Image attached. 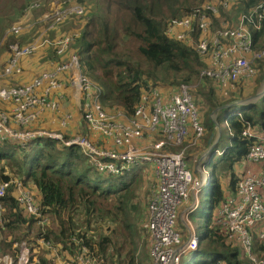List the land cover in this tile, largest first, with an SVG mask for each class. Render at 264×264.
Returning a JSON list of instances; mask_svg holds the SVG:
<instances>
[{"label": "built area", "instance_id": "built-area-1", "mask_svg": "<svg viewBox=\"0 0 264 264\" xmlns=\"http://www.w3.org/2000/svg\"><path fill=\"white\" fill-rule=\"evenodd\" d=\"M234 2L205 0L189 14L171 19L166 30L171 38L182 41L200 54L206 63L201 77L211 79L219 87L253 77L256 73L254 63L264 59V48H255L253 39L254 30L264 29V0L248 13L240 15L237 26L223 23L215 28L214 17L219 14L220 6L230 7ZM85 14L84 5L57 0L52 2V8L44 18L47 28H52L74 16ZM22 29V25L14 26L11 32L20 34ZM78 37L79 33L55 39L40 37L32 44L16 43L12 46L5 67L7 75L21 74V60L44 46L52 45L59 57L68 56L57 62L54 68L40 71L27 82L0 88V99L12 104L10 110L0 111V141L24 146L30 140L48 137L66 146L75 145L91 166L108 175L120 176L139 164H153L155 185L150 193L149 216L145 223L152 264H181L184 255L198 249L199 237L188 220L190 237L184 241L176 231L178 218L181 215L186 221L196 210L199 193L211 181L205 161L209 150L201 155L195 171L190 169L184 151L166 150L169 146H183L189 137L194 138L193 145H196L205 135L206 129L192 87L187 83L178 86L152 83L143 89L130 116L122 108L104 107L99 100V87L83 72L80 53L74 47L70 52ZM63 73L68 76L81 101L83 118L89 127L104 137L112 138L114 147L100 146L86 134L66 139L61 133L30 128L43 110L59 108L52 96L65 85L61 78ZM69 118L67 115L63 123L66 124ZM243 134L255 139V142L244 160L247 167L237 182L235 194L225 197L217 222L254 264H264V258L259 259L253 251L252 234V229L264 221V134L253 131L249 123ZM154 135L161 139H155ZM216 151L223 153L219 149ZM201 167H204L202 172L205 175L199 177L197 174ZM12 186L25 213L36 218L42 226L38 241L49 247L54 261L57 259L59 264H101L104 261L98 248L89 247L75 237L73 240L78 245L76 252L62 259L60 247L45 237V228L50 223L43 213L45 207L39 204L33 191L17 178L0 181V231L8 221L2 199ZM192 196L195 199L192 206L181 214L180 206L189 205ZM259 234L264 239V232ZM10 242H14L15 249L10 253L0 247V264H31V243L26 239ZM215 264L226 263L218 261Z\"/></svg>", "mask_w": 264, "mask_h": 264}, {"label": "trees", "instance_id": "trees-1", "mask_svg": "<svg viewBox=\"0 0 264 264\" xmlns=\"http://www.w3.org/2000/svg\"><path fill=\"white\" fill-rule=\"evenodd\" d=\"M26 1L22 0L15 7L23 10L27 5L35 6L34 2L38 1L40 9L45 11L51 0H35L28 4ZM204 1H80L87 15L73 47L80 53L83 72L99 87V100L104 107L122 108L130 116L143 89L150 84L178 86L190 83L199 76L206 66L203 58L191 46L171 38L166 30L171 19L189 14ZM260 1L236 0L232 12H241L239 16L248 13ZM220 11L221 15L219 13L214 17L215 24L228 14L223 9ZM263 30L253 31L255 48L264 47V41L261 44V39L264 40ZM29 31L14 35H19L24 41ZM38 31L32 30L31 36L28 35L29 40ZM51 48L54 49L52 45ZM206 82L209 86L201 93L208 100L209 112L204 115L207 129L203 138L208 145L211 135H215L212 136L213 143L218 138L219 128L222 129V124L227 120L231 142L220 147L223 137L221 130L222 134L212 150L219 149L223 153L218 155L219 159L209 170L212 175L208 193L211 205L206 230L202 237L198 236L199 246L194 252L197 258L192 263L182 258L181 264H215L218 261L254 264L242 247L219 226L217 219L226 193L235 192L237 182L247 167L245 164L244 170L238 174L235 166L245 163L246 155L255 142V139L243 134L247 124L253 131L264 134V95L247 105L221 107L225 103L219 102L212 80L207 79ZM230 102L233 101L227 103ZM233 108L236 110L231 113ZM213 110L215 118L210 116ZM148 169L147 163H142L123 175L100 177L101 172L86 162L82 151L75 145L66 146L48 137L30 140L24 146L0 141V181L17 178L32 189L39 204L45 207L44 213L51 219L46 239L61 244L62 249L70 254H74L78 247L74 237L82 239L85 245L99 249L104 256L101 264H152L150 253L147 256L149 261L143 259L151 192L145 189L149 194L144 216L138 201L139 189L144 184ZM2 204L6 208L4 215L8 221L1 230L3 238L0 239V247L5 250L11 248L6 240L9 236L14 240L24 238L30 243L35 242L38 235L31 237L26 232L27 228L33 230L34 219L29 218L18 203L13 187L7 191ZM139 222L142 226H139ZM260 231L264 232V221L252 229L253 251L259 259H263L264 239L260 237ZM33 264H51V261L41 255L40 260Z\"/></svg>", "mask_w": 264, "mask_h": 264}, {"label": "rangeland", "instance_id": "rangeland-1", "mask_svg": "<svg viewBox=\"0 0 264 264\" xmlns=\"http://www.w3.org/2000/svg\"><path fill=\"white\" fill-rule=\"evenodd\" d=\"M21 1L22 0H0V65L2 68H3V62H2L3 58L7 57V60H8L9 56L12 53V46H14L16 43H19L21 45H27V44H32L33 42H35L40 37H41V39L42 38L55 39V38L62 37L65 35H75V33L80 34V32L82 31L81 30L82 25L85 22L84 18L87 15V13H86L83 16H74L72 19L65 21L61 25H56L52 28H47L48 24L46 25V20L44 17L49 12V10L52 8V2L57 1V0H51L45 11H42V9H40L41 6H39L40 3L38 1L34 2V4H36V5L33 7H35V8H33L32 6H29V5L25 6L23 8V10H22V8L21 9L16 8L15 7L16 4L20 3ZM33 1H35V0H27L26 4H28L29 2H33ZM58 1H68V0H58ZM69 1L71 3L82 4L80 2L81 0H69ZM82 5H84V4H82ZM233 7L232 6L231 7H220V9H219L220 15H221L220 10H222V9L224 11H226L228 14H227L225 19L220 18L218 23H227L228 25H233V23L235 21H237L238 16L241 12L236 13L235 10L233 9L235 12V14H233V12H232ZM21 13H23V14H21ZM18 25L23 26L21 33L27 32V31L31 30L32 28H33L32 30L39 29V31L30 40L28 38V35L31 36L30 33L32 30L29 31L27 33V37L25 38V40L22 41V39L19 38V35H14L11 32L12 28L14 26H18ZM215 25L220 26L221 24H215ZM263 41L264 40L261 39V44L263 43ZM74 43H75V41H74ZM73 44L71 46L70 52L73 51ZM44 48H45V46L42 47L41 49H39L37 52L31 54L30 56H34L37 54L36 55V57H37L38 55H41V53L39 54L38 52H42V54H44L45 53ZM262 48H264V47H261V48L258 47L257 49H262ZM46 49L49 50L51 53L55 54V56L57 57L56 52L53 48L48 47ZM30 56L25 57L23 59L29 58ZM32 58H34V57H32ZM22 60H21V65L24 68V66H23L24 62ZM43 60H44V58L41 59V62ZM56 60L57 59L55 57H52L51 59H49V62H55ZM6 64H7V61L4 64L3 75H4V77H12L13 75L5 74ZM256 66H257L256 68H258V73L256 75L255 80L252 79V80H250L249 83L248 82L242 83V81H240V82L238 81L235 84H231L229 87L222 88V90H221V88H219V90H221V91H217V97L220 99L219 102L225 103L223 106L228 105V104H232V103L235 104V102H237V101L230 100L232 98L233 99L238 98V99H241L242 101L244 100L246 103L249 104L250 102L251 103L255 102L258 98H260L261 96L264 95V59L256 62ZM201 71L199 73V76H197V78L194 81L187 83V84H190L192 87L193 96H194L196 104L199 108L200 116L204 122V115H206L207 112H209V111H207L209 106H208V100L205 97H203V93H201V91L203 89L207 90L209 85L206 82V80L209 78L201 77ZM10 81L15 82L13 80H10ZM91 81L93 82L92 79H91ZM158 82L159 81H157V83ZM93 83H95V82H93ZM17 84H15V83L10 84V85L2 84L0 86V88L5 87V86L17 85ZM213 84H214V82H213ZM213 84H212V86H215ZM243 84H246L247 86H244ZM69 88H70V86L67 84L65 95H64L63 107H67V105L68 106L70 105V100H69V97L67 95V93L70 92ZM229 101H233V102L227 103ZM234 110H236V108L231 109V113L234 112ZM210 116H211V118H215L214 110L210 114ZM222 126H223V128L222 129L219 128V130L217 132V136H216V138L218 137V140H219V138L222 134V133H220V130H223V137H222V142L220 143V147H222L223 144H229L231 142V135H230L229 130L227 128L228 124L225 122L222 124ZM42 129H45V128H42ZM206 129H207V127H206ZM45 130H48V129H45ZM49 131L61 133L64 136V138H66V139L74 138V137L80 135V134H77L73 137H67L62 132H58V131L50 130V129H49ZM212 136L214 137L215 135H211V138H212ZM153 137L155 139H161V137L158 135H154ZM211 138L209 139L208 145H207V140H204V138H202V140H199L198 144L193 145L194 138L189 137L183 146H181V147L169 146L166 150L172 151V152L184 151L188 157L189 167L192 171L196 170L197 162H198L199 158L201 157V155L209 150L207 155H206V159H205V161L207 162V170L209 171L211 169L212 164L215 163L219 159V156H218L219 154L217 153V151L216 150L212 151L213 148L215 149V147H214L215 141L212 143V141H210V140H212ZM86 162L88 163L87 160H86ZM147 165H148L149 169L145 175L144 184L139 189V194H138L139 195L138 201L141 203V206L143 209V213H142L143 216H144V212H146V209H147L148 194L151 192V190L154 188L153 186L155 185V174H154L153 165L150 163H147ZM202 171H204V167H201V171L198 172L197 176H199V177L204 176L205 174ZM209 174H211V172H209ZM106 175H108V174L99 173L100 177H104ZM211 177H212V175H211ZM23 184L25 185L24 182H23ZM209 186H210L209 184H206L203 188V191L201 193H199V195H198V197H199L198 206H197L196 210L189 215L187 220L184 221L182 216L181 215L179 216L178 226L176 228V231L179 232L183 238L189 239V237H190V229L188 227V220L190 221L195 233H197V235L199 237H202V235L204 234V232L206 230V218L208 216V213L210 212V205H211L210 198L208 195L209 190H210ZM26 187L30 188L29 186H26ZM146 188L149 190V193H147L145 191ZM194 200H195L194 196H192V201L190 202L189 205L180 206V213L183 214V212L186 209L191 207ZM43 213H44V210H43ZM44 214L46 216H48V218L50 219L49 215H47L46 213H44ZM28 217L33 218L34 223L32 225L33 230L29 231L30 229L27 228L26 232H28L29 236H31V237L33 234L38 235L36 237L35 242L31 243L32 248H33L32 249L33 251H32V257H31V263L32 264L37 263L40 260V256L42 255L43 257H45L46 260L51 261V264H54L55 261L53 258V254L51 253V250L46 248L42 244H40L38 241L40 234L42 232V226L37 222L36 218H34L33 216H28ZM139 226H142L141 222H139ZM50 228H51V219H50L49 225L45 228L46 236L48 235V230ZM142 234H144V233H142ZM22 239H24V238H22ZM22 239H17L16 241H19ZM11 240L15 241L13 238ZM145 242H146L145 248H146L147 254L145 253V257L143 258L142 254L140 253V257L143 259L147 258V261H149L147 256H148V253H150L149 252L150 250H149V244H148L147 238H146ZM55 245H57V244H55ZM60 248H62L61 244H60ZM13 249H15L14 242H11V248L9 250L6 249L4 251L12 253ZM142 252H143V249H142ZM60 254H61V257L63 259V258H66L67 255L70 254V252L62 249ZM70 255H72V254H70ZM183 258H186L185 259L186 261L189 260L192 263L195 260V258H197V256L192 252V253H189L187 255H184Z\"/></svg>", "mask_w": 264, "mask_h": 264}, {"label": "crops", "instance_id": "crops-1", "mask_svg": "<svg viewBox=\"0 0 264 264\" xmlns=\"http://www.w3.org/2000/svg\"><path fill=\"white\" fill-rule=\"evenodd\" d=\"M235 2H236V0H235ZM234 3H232L231 6ZM220 7H222V6H220ZM217 16H219V14ZM217 16H215V17H217ZM237 21H238V19H237ZM237 21H235L233 23V26H237V23H236ZM217 24H223V23H217ZM217 27L218 26L215 25V28H217ZM253 39H254V36H253ZM48 47H51V46H46L44 48L45 49L44 54H42V52H38L39 54L41 53V55H38L36 57V55H37L36 54L34 56H30L29 58L23 59L22 60L24 62L23 63V66H24L23 72L21 74H13L12 77H4V75H3L4 64L7 61V57L3 58V61H2L3 62V68L0 65V86L2 84L10 85V84H14V83L17 84V83L27 82V81L31 80L34 77V75L39 73L40 71H42L44 69H48V68H54L56 66L57 62L65 59L68 56V55H65L63 57H59L56 54L57 55V57H56L55 54L51 53L49 50L46 49ZM32 57H34V58H32ZM52 57H55L57 60L55 62H49V59H51ZM43 58H44V60L41 62V59H43ZM258 61H260V60H257L256 62H258ZM256 62L254 63V68L256 69L255 75L253 77L240 79L239 82L242 81V83H245V82L249 83L250 80H252V79L255 80L256 75L258 73V68H256L257 67ZM61 78H63L65 85L59 91L55 92L52 96V98L55 99L57 101V103L59 104V108L57 110H51V109L43 110L40 113L38 120L35 121L34 123H32L30 128H32V129L45 128L48 130L49 129L55 130V131L64 133L67 137H73L77 134H86L90 137V139L99 143V145H101V146H106L108 148L114 147L115 145H114L112 138L104 137L102 134L94 132L89 127L88 123L83 118V114H82V110H81V101L78 99L77 95L75 94L74 87L71 85L70 81H68V76L65 73H63V74H61ZM10 80H13L15 82H11ZM235 83H237V82H235ZM67 84L70 86V88H69L70 92L67 93L69 100H70V105L69 106L67 105V107H63L64 95H65ZM213 85H215L214 87L216 88L217 91H221L222 88L230 86V84H228V85L219 87L215 83ZM243 85L247 86L246 84H243ZM219 88H221V90H219ZM239 101H242V100H239ZM239 101H237V102H239ZM236 106H241V105H236ZM11 108H12L11 103L5 102V101L0 99V111L10 110ZM214 112H215V110H214ZM67 115L70 116V118L67 120L66 124H64L63 120L66 118ZM122 120H124V119H122ZM202 123L204 125L203 119H202ZM245 164L246 163L241 162L235 166V170L238 174L241 173L244 170V168L247 166V164H246V166H245ZM25 186H27V185L25 184ZM14 191H15V188H14ZM235 191H236V188H235ZM234 194H235L234 191H228L226 193V196L234 195ZM2 238H3V236H2V233L0 231V239H2ZM11 239H12V236H9L6 240L8 242H10ZM10 244H11V242H10ZM31 246H32V244H31ZM45 247H47V246H45ZM57 247H60V244H57ZM47 248H49V247H47ZM59 249L62 250V248H59ZM55 262L56 263H54V264H59L57 262V259L55 260Z\"/></svg>", "mask_w": 264, "mask_h": 264}, {"label": "water", "instance_id": "water-1", "mask_svg": "<svg viewBox=\"0 0 264 264\" xmlns=\"http://www.w3.org/2000/svg\"><path fill=\"white\" fill-rule=\"evenodd\" d=\"M247 105L248 103H246L244 100L243 101H239V102H235V104H228V105H225V106H230V105ZM224 107V106H223ZM220 133H221V130H220ZM212 139V138H211ZM210 141H212V140H210ZM218 141V138L215 140V144H216V142ZM214 144V145H215Z\"/></svg>", "mask_w": 264, "mask_h": 264}]
</instances>
